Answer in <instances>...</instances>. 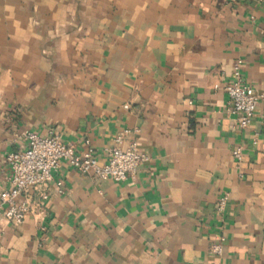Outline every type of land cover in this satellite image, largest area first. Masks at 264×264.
Masks as SVG:
<instances>
[{
  "label": "crops",
  "instance_id": "0c3cea01",
  "mask_svg": "<svg viewBox=\"0 0 264 264\" xmlns=\"http://www.w3.org/2000/svg\"><path fill=\"white\" fill-rule=\"evenodd\" d=\"M237 62L264 94V0H0V191L25 131L101 162L127 131L150 157L123 181L61 161L0 219V264H264V97L238 129Z\"/></svg>",
  "mask_w": 264,
  "mask_h": 264
},
{
  "label": "built area",
  "instance_id": "2783aa9c",
  "mask_svg": "<svg viewBox=\"0 0 264 264\" xmlns=\"http://www.w3.org/2000/svg\"><path fill=\"white\" fill-rule=\"evenodd\" d=\"M234 76L224 87L228 94L227 111L236 117L237 128L243 130L249 127L264 94L243 81L241 62L235 64ZM124 107L129 106L126 104ZM126 133L116 136L114 146L104 148L107 160L101 162L92 146L82 154L76 151L73 144L64 143L54 132L43 136L34 131H25L23 136L27 140V147L13 150L6 156L10 172L6 178V188L0 191V219L7 224L23 222L40 202L48 198L47 189L53 179L52 171L61 161L68 162L81 173L101 179L123 181L129 174H136L140 166L150 161V157L135 141L122 147ZM87 143L90 142L87 140ZM241 151V146L233 151L238 159ZM228 200V193L218 197V213L224 212ZM3 231V227H0V234ZM222 248L221 243H213L211 251L221 253Z\"/></svg>",
  "mask_w": 264,
  "mask_h": 264
}]
</instances>
